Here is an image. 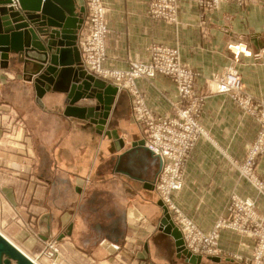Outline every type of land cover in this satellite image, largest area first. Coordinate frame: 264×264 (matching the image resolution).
<instances>
[{
  "label": "crops",
  "instance_id": "1",
  "mask_svg": "<svg viewBox=\"0 0 264 264\" xmlns=\"http://www.w3.org/2000/svg\"><path fill=\"white\" fill-rule=\"evenodd\" d=\"M103 1L109 27L105 66L128 68L132 61H149L152 48L164 45L177 48L181 60L198 74L196 89L207 95L201 120L208 136L193 149L184 186L174 198L202 229L209 230L228 213L232 194L258 197L240 170L257 137L258 121L227 94L217 92L212 78L234 65L246 92L264 99V3H223L205 14L196 0H179L178 20L172 22L151 12L152 0ZM51 4L73 22L80 17L84 25L85 0ZM80 29L77 48L65 51L64 57L74 62L78 54L83 66ZM27 60L26 65L25 56L10 52L9 63L0 61L4 222L11 205L16 207L15 215H35L41 237H55L70 264H242L232 258L194 255L191 259L179 251L171 231L177 227L163 211L154 185L161 162L144 143L145 133L133 119L126 89L107 81L111 87L106 92L93 88L101 93V103L96 98L76 100L69 92L44 88L47 84L38 90L25 75L39 62ZM50 61L49 56L44 68ZM64 74L58 87H68L74 70ZM138 86L157 113L172 111L178 91L171 78L143 77ZM6 113L13 122L19 121L11 139L3 135L1 126ZM257 172L264 178V154ZM15 234L29 251L39 246L24 240L20 230ZM220 244L242 255L252 250V241L231 231L222 233ZM46 264L50 263L46 260Z\"/></svg>",
  "mask_w": 264,
  "mask_h": 264
},
{
  "label": "rangeland",
  "instance_id": "2",
  "mask_svg": "<svg viewBox=\"0 0 264 264\" xmlns=\"http://www.w3.org/2000/svg\"><path fill=\"white\" fill-rule=\"evenodd\" d=\"M156 1L157 0H152L151 4H150L151 5V12L156 17L166 19V20L172 21V22H176L178 20L179 0H175V5H174L175 11H174V14L172 17L167 15V13L170 12L169 9L166 10L165 12H156L155 11ZM196 1L198 3L199 7L201 8L202 12L205 14H208L210 11L217 9L223 3H240V4H243L247 0H224V1H217V2L211 1V0H196ZM262 1L264 3V0H262ZM101 3L105 7V18L104 19H105V23L107 26V33H106V37H107V35L109 33V27H108L107 20H106V6H105V3L103 0H101ZM85 5H86L85 23L82 26V28L80 29L81 30L80 35L84 33V28L86 27V24H87L88 12H90L89 3H87V0H85ZM106 37H105V58L103 60V66L105 68L110 69L112 67L105 66V60L107 58ZM79 47H80V40H79ZM162 49H168V50L176 51V55H177V59H178L179 63L182 66L187 67L193 71V73H194L193 87H194V93H195L194 95L199 100L193 99L192 101H190V99L184 98L182 96V94L180 93L179 83H178L176 77L173 75L164 74V73L159 72V71L156 72L154 75L144 74V75L136 77L134 80L135 87L137 88L138 92L140 93V95L144 99L146 107L149 109L150 113L153 115L154 119H156V120L165 118V116L171 117V118H179V111L181 109L185 108L186 106L191 105L192 102H195L196 103V109H195L194 117H195V120L198 122V124L201 127V130L193 131L192 133H190L189 135H187L183 139V141H184L183 144L187 143L188 148L186 151H182L179 154V158H180V168H179V175L180 176L179 177H182L180 188H176L173 186V184L171 183L172 173L168 170L169 165L174 164V160L173 159H167V160L162 159L159 155L155 154L150 148L147 147L155 156H157L160 159V162H161V168H160V170H159V172L155 178L154 185H155V189H156V191L159 194V197L161 199V203H162L161 205H162L163 211L165 208L166 211L168 212V214L172 217L173 224L181 232L182 239H183V246H184V244L186 246V238H185V231L183 229V223L180 221V219L189 218L192 221V223H194L204 233H207V234L213 233V232L217 233L216 248L219 251L218 254L217 253H207V252H194L192 249L187 248L188 252H190L191 254L199 255L202 257H205V256L206 257H216L219 259L232 258V259L239 261L242 264H256V260H255L256 251H257L258 247H259V249L262 248V245H260V244H261V242L264 241V205L263 206L261 205V201L264 202V185H260L258 183L259 181H264V178L260 177L258 172H257L258 160H259V157H261V155L264 154V150L260 151L253 158L251 164L249 163V158H250L251 148L254 145V143L257 141L259 132L262 129L261 117L264 114V99L256 98L253 95H250L249 93L246 92V90L244 89V86H243L242 76L239 72V69L234 65H230L229 67H227L225 69V71L218 73L217 75H215L212 78V82L215 84V86L218 87L217 83H219V81L222 79V77H224L232 69L236 70L238 75H239V78L241 80V91L236 92V93H226V92H219L217 90V88H216V91L219 93L227 94L229 97L232 98V100H234L236 103H238L246 113L253 115L258 121L259 130H258L257 137L250 144L249 148H247L246 155H245V157L241 163V167H240V170H241L243 177H245L248 180V182L251 184V187L258 194V197L252 198L249 196L232 194L230 201H229V205H228V213L224 216H221L215 222L214 226L211 229L204 230L187 213H185L182 210V208L180 207V205H178V203L176 202V200L174 198V194L176 192L180 191L184 186L186 167H187V163L189 161V158L191 157V153H192L193 149L195 148L198 141L202 137L208 136V129L205 127V125L202 123V120H201L207 95L202 91L198 92L196 89V81L198 79L197 72L192 67L185 64L181 60L180 53H179V50L177 48L164 46V45H156L152 48L149 61H146V62L132 61L128 68H112V69L129 70L134 63L149 64L154 60V56L156 54H158V52ZM80 51H81L82 63H83V54H82L81 47H80ZM83 66L85 69H88L89 73L93 74L94 76L101 78L107 82L114 83L115 85H118V87L124 88L129 92L130 97H131L132 107H133L132 116H133V119L136 122L140 123L143 127V131L145 133L144 143L146 145L147 137L150 138V124L148 122H145V121L142 122V121L137 119V117L135 115L136 108H135V104H134V100H133V93L128 88L129 86L125 85V82H122V85H123L122 86L121 84L117 83L116 80L106 79L105 77H101V76L97 75L96 73H93L89 68H87L85 66L84 63H83ZM156 75H163V76L171 78L175 82L176 88L178 91V98L174 104L172 111L165 113V114L157 113L153 108H151L148 105L143 91L138 86V79L143 78V77L153 78ZM0 85H1V81H0ZM0 88H1V86H0ZM242 96H246V97L251 99V106L246 107L240 101ZM247 108H249V109H247ZM2 110L3 109L0 110V116L3 119L4 113L2 112ZM6 114H8L7 118H5V120H4V122H2L1 126L5 127V130L3 131V135L5 133L6 134L5 137L11 139V137L14 138V136H15L16 131H14V129H15L16 125L19 126V124L17 123L19 121L13 122V120H11L13 117L9 113H6ZM14 119H16V117ZM179 130L184 131L183 126H179ZM246 165H247V167H246ZM164 197L167 199L168 202L165 201ZM236 199H241V212H238V210L236 209V206H235ZM247 200H251L253 202L252 209H250L246 205ZM3 206L4 205L0 202V231L3 234L6 233L7 234V235L5 234L6 236L9 235L14 241H16L19 245H21L26 251H28L29 253L26 251L25 252L28 255H30L32 258H34L39 264H46V260L50 264H59V263L70 264L68 262L67 258L64 256V249H63V246H61L62 244L55 237H50V238H45V239H43V237H41L42 234L39 231V228L37 225L38 218L35 215H31L29 218H27V216H25V214H23V213H21V214L18 213V215H15V213H14L15 210L13 211V208L16 209V207H14V205H11V206H8L6 208L9 210L10 214H8L9 216H8L7 222H4V218H2ZM31 211H34V210H31ZM34 217H36V218H34ZM224 221L226 223H232L234 221H237L238 225L237 226H232V225H220V226H218V224L220 222H224ZM19 230L24 233L23 234L24 240L29 239L31 241H34L33 242L34 244L39 245L38 247L34 245V247H36L37 249L35 248V250L29 251L28 249H26L21 244L20 239H17V236L15 234V231L17 232ZM224 231H231L233 233L239 234L243 238H246V239H249L250 241H252V250L250 249V251L246 255H242V254H238V253H235V252H232V251H229V250L223 248L220 244V240H221V235ZM45 240L53 241L55 243L56 247L58 248V251L52 252V255L43 254L42 253L43 250L45 248H48L44 242ZM13 263H15V261Z\"/></svg>",
  "mask_w": 264,
  "mask_h": 264
},
{
  "label": "built area",
  "instance_id": "3",
  "mask_svg": "<svg viewBox=\"0 0 264 264\" xmlns=\"http://www.w3.org/2000/svg\"><path fill=\"white\" fill-rule=\"evenodd\" d=\"M211 1H224V0H211ZM89 3L90 12H88L87 24L84 28V33L80 35V47L83 54V63L93 73L106 79L116 80L117 83L129 86L128 88L133 93V100L136 108V117L142 122L150 124V138L147 137L146 145L155 154L159 155L162 159H173L174 164L169 165L168 170L172 173L171 183L174 187L180 188L182 177H179L180 158L179 154L186 151L188 148L187 143L183 144L184 137L193 131L201 130L200 125L195 120L194 113L196 103L192 102L191 105L179 111V118L166 117L156 120L146 107L144 99L135 87V78L144 74L154 75L156 72H162L167 75L176 77L179 83V89L182 96L186 99L199 100L195 97L193 80L194 73L191 69L182 66L176 55V51L162 49L154 56V60L149 64L134 63L129 70L121 69H108L103 66L105 58V37L107 33V26L105 23V7L102 5L101 0H87ZM175 0H157L155 3L156 12H165L168 16L172 17L174 14ZM216 86L219 92L236 93L241 91V80L236 70L232 69L217 83ZM123 86V85H122ZM240 101L246 106H251V99L242 96ZM249 109V108H247ZM264 114L261 117L262 129L259 132L257 141L251 148L249 163H252L253 158L264 150ZM179 126H183V130H179ZM247 167V165H246ZM264 185V181L258 182ZM165 198V197H164ZM165 201L167 199L165 198ZM246 205L252 209L253 202L246 201ZM235 206L238 212H241V199H236ZM183 223L185 231L186 246L194 252H207L219 253L216 248L217 233H204L201 231L189 218L180 219ZM220 225L237 226L238 222L232 223L220 222ZM48 248L43 250V254L52 255V252L58 251L55 243L51 240H45ZM262 248L256 251V264H264V241L261 242ZM188 250V249H187Z\"/></svg>",
  "mask_w": 264,
  "mask_h": 264
},
{
  "label": "water",
  "instance_id": "4",
  "mask_svg": "<svg viewBox=\"0 0 264 264\" xmlns=\"http://www.w3.org/2000/svg\"><path fill=\"white\" fill-rule=\"evenodd\" d=\"M52 1L0 0V61L9 63L10 52L25 56L26 65L29 62L28 58L35 59L39 64H35L29 71L26 69L25 72L28 71L29 74L25 77L34 81L38 90L41 88L39 86L47 84L44 88L69 92V96L72 95L76 100L96 98L101 103V93H96L93 88H106V92L111 86H106L105 80L88 73L81 65V57L78 54L74 62L64 57L65 51L70 50L71 47L77 48L76 40L83 19L79 17L73 22L64 11L55 9L51 4ZM49 56L51 63L44 68L43 64L47 63ZM75 63L76 69L69 67ZM58 66H61L59 71ZM71 70H74V75L67 80L68 87H58L59 79L65 77V71ZM89 109H87L88 114H92V109ZM103 109L106 110L107 107L103 105ZM100 123L103 124V121ZM164 211L169 215L165 208ZM171 231L177 239L179 251L194 259V255L184 248L179 229ZM0 264L36 263L0 233Z\"/></svg>",
  "mask_w": 264,
  "mask_h": 264
},
{
  "label": "bare ground",
  "instance_id": "5",
  "mask_svg": "<svg viewBox=\"0 0 264 264\" xmlns=\"http://www.w3.org/2000/svg\"><path fill=\"white\" fill-rule=\"evenodd\" d=\"M0 233L7 238L12 244H14L18 249H20L25 255H27L31 260H33L36 264H39L34 258H32L30 255H28L22 248H20L17 244H15L13 241H11L5 234H3L1 231Z\"/></svg>",
  "mask_w": 264,
  "mask_h": 264
}]
</instances>
